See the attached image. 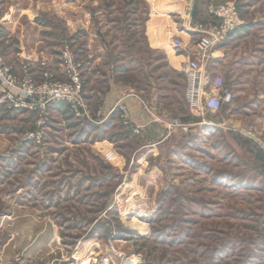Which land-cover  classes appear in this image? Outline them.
Instances as JSON below:
<instances>
[{
  "label": "rangeland",
  "instance_id": "374dc122",
  "mask_svg": "<svg viewBox=\"0 0 264 264\" xmlns=\"http://www.w3.org/2000/svg\"><path fill=\"white\" fill-rule=\"evenodd\" d=\"M231 3L240 12L241 0H0V51L13 73L37 84L47 72L66 81L61 54L69 49L93 117L85 98L88 55L117 43L107 44L113 56L106 68L170 133L144 146L132 118L122 120L123 103L92 121L61 102L45 125L39 109L0 103V264H264V160L256 145L225 112L193 111L188 60L173 68L146 44L147 23L165 19L182 32L168 49L197 53L199 35L184 34L189 23H206L204 8ZM20 36L51 57L50 70L38 68L41 79L28 65L16 72L6 57L20 49ZM212 54L207 69L225 79L224 44Z\"/></svg>",
  "mask_w": 264,
  "mask_h": 264
},
{
  "label": "crops",
  "instance_id": "0c3cea01",
  "mask_svg": "<svg viewBox=\"0 0 264 264\" xmlns=\"http://www.w3.org/2000/svg\"><path fill=\"white\" fill-rule=\"evenodd\" d=\"M240 4L242 5L240 16L245 24L224 43L225 65L223 67L225 80L232 87L235 95L231 113L225 111L226 117L224 119L226 122H231V124L237 126L244 125L251 118L256 121L257 118L264 117V0H241ZM203 12L205 19L202 22L208 21L210 19L208 18V8H204ZM196 23L198 22L192 24ZM190 24L187 27L188 29ZM6 26L9 32H13L14 28L11 27V24H6ZM180 29V24L170 23L165 19L163 21L162 19L155 20L153 18L147 23L146 28L148 48L163 53L166 61L173 68L182 65L189 58L198 57V54L192 51H189L188 55L177 56L176 51L168 49L169 42L172 41L173 37L179 39V36H182ZM184 34L189 36L192 33ZM22 36L19 38L20 49L12 55L9 54L8 50L6 57L11 58L10 61L16 72L21 73L24 67L26 68V65H28L33 76L36 79H41L38 68L47 67L46 69L50 70L51 57L48 53L34 52L31 46H33L35 39L28 42V39L24 40L25 38L23 39ZM9 37L11 38V36ZM36 41L39 46L41 44L40 39ZM107 44L116 46L117 43ZM107 44H100L98 50L90 51L88 56L92 57V63L90 66L89 64L85 66V72L88 71V74H85L88 87L85 98L94 115L90 117V120L106 119L119 103H123L131 113L133 127L141 130L144 146L152 147L166 141L170 133L167 132V134L164 128L154 121L153 115L147 113L139 94L129 86H124L121 82L116 81L114 72L106 68L105 60L107 57L110 59L113 56ZM184 44L186 45L187 41ZM43 56H46L44 62ZM212 57L215 58L214 55ZM101 67L103 69H100ZM101 70L104 73L99 72ZM221 70L217 69L218 72ZM102 85H104L103 88H101ZM55 106L52 107V111L59 109ZM95 107L97 109L94 110ZM262 142V149L264 150V137Z\"/></svg>",
  "mask_w": 264,
  "mask_h": 264
},
{
  "label": "built area",
  "instance_id": "2783aa9c",
  "mask_svg": "<svg viewBox=\"0 0 264 264\" xmlns=\"http://www.w3.org/2000/svg\"><path fill=\"white\" fill-rule=\"evenodd\" d=\"M211 18L206 23L190 24L189 32L198 34L197 58H189L185 64L187 77V99L193 111L206 112L212 117L222 112L231 113L234 103L232 87L221 76L212 75L206 67L214 48L224 44L226 40L244 25L236 3L208 7ZM175 48H182V43L176 42ZM81 66L77 63L75 55L66 49L61 54V73L66 81L55 80L48 72L43 80L37 84L30 74L21 75L13 73L7 66L0 51V103L5 101L11 107L37 110L44 115L42 125L46 123L49 108L61 102L67 103L72 112L78 116L88 115L87 107L83 103ZM122 108V120L126 125L131 123L130 111ZM221 119V118H220ZM221 121V120H219ZM178 127L179 123L173 121L170 125ZM235 132L259 144L264 131V117H259L252 125L235 124ZM171 128V127H170ZM133 263L128 260L125 264Z\"/></svg>",
  "mask_w": 264,
  "mask_h": 264
},
{
  "label": "trees",
  "instance_id": "16d2710c",
  "mask_svg": "<svg viewBox=\"0 0 264 264\" xmlns=\"http://www.w3.org/2000/svg\"><path fill=\"white\" fill-rule=\"evenodd\" d=\"M248 141H250V142H252L254 145H256V147L255 148H257V156H260L261 157V160H264V150L259 146V145H257L256 143H254L253 141H251V140H248Z\"/></svg>",
  "mask_w": 264,
  "mask_h": 264
}]
</instances>
